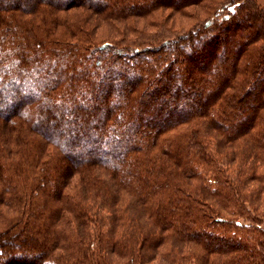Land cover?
Here are the masks:
<instances>
[{
	"label": "trees",
	"instance_id": "16d2710c",
	"mask_svg": "<svg viewBox=\"0 0 264 264\" xmlns=\"http://www.w3.org/2000/svg\"><path fill=\"white\" fill-rule=\"evenodd\" d=\"M212 2L0 0V264H264V13Z\"/></svg>",
	"mask_w": 264,
	"mask_h": 264
},
{
	"label": "rangeland",
	"instance_id": "374dc122",
	"mask_svg": "<svg viewBox=\"0 0 264 264\" xmlns=\"http://www.w3.org/2000/svg\"><path fill=\"white\" fill-rule=\"evenodd\" d=\"M246 1H248V0H213L210 8L201 7V8L195 9L194 15H195L196 19L178 18L177 17L175 26H177V28H178L180 25H186L188 23H192L195 20H197V18H199L201 20L200 26L207 27L206 23H205V21L207 19H211V18L222 19L225 17V15L229 14V11L227 10L226 5H228L230 2L235 3V8H237V7H239V5L245 4ZM255 1L258 2L257 4L259 5V7L261 8V10L264 13V0H255ZM207 15H209V16L206 17Z\"/></svg>",
	"mask_w": 264,
	"mask_h": 264
}]
</instances>
